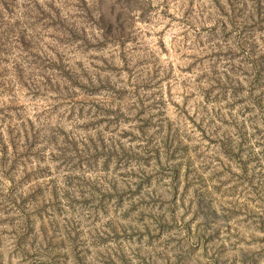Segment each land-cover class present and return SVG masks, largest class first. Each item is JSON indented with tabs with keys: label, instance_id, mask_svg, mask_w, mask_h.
Instances as JSON below:
<instances>
[{
	"label": "rangeland",
	"instance_id": "obj_1",
	"mask_svg": "<svg viewBox=\"0 0 264 264\" xmlns=\"http://www.w3.org/2000/svg\"><path fill=\"white\" fill-rule=\"evenodd\" d=\"M0 264H264V0H0Z\"/></svg>",
	"mask_w": 264,
	"mask_h": 264
}]
</instances>
